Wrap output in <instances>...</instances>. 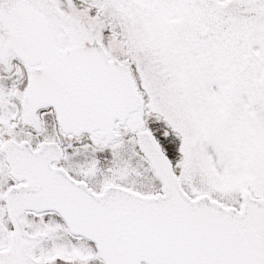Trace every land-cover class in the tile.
<instances>
[{"label":"snow or ice","instance_id":"snow-or-ice-1","mask_svg":"<svg viewBox=\"0 0 264 264\" xmlns=\"http://www.w3.org/2000/svg\"><path fill=\"white\" fill-rule=\"evenodd\" d=\"M0 264H264V0H0Z\"/></svg>","mask_w":264,"mask_h":264}]
</instances>
